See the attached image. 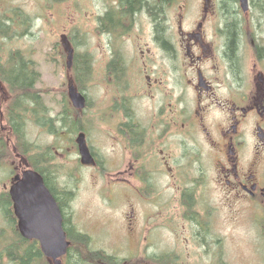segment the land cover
Returning a JSON list of instances; mask_svg holds the SVG:
<instances>
[{
  "label": "flooded vegetation",
  "instance_id": "obj_1",
  "mask_svg": "<svg viewBox=\"0 0 264 264\" xmlns=\"http://www.w3.org/2000/svg\"><path fill=\"white\" fill-rule=\"evenodd\" d=\"M101 1L95 18L102 41L98 133L105 150L90 146L82 124L71 129L76 148L84 136L92 159L84 166L118 169L115 184L145 195L155 207L146 216L160 219L166 231L180 221L171 236L176 244L179 238L203 246L211 238L203 204L216 189L230 209L256 223L264 219V2L247 0L243 11L238 0H196L195 6L144 0L134 10L123 0ZM0 24L6 32L0 38H7L9 17L1 16ZM80 94L81 114L89 101ZM34 108H25L23 94L15 100L0 80V264H57L38 240L20 232L10 196L23 172L40 166L37 148L24 139V127L36 124L25 113L42 110ZM256 229H263L259 222ZM67 253L60 264L72 262ZM169 255L180 264L174 252L139 260L153 264Z\"/></svg>",
  "mask_w": 264,
  "mask_h": 264
},
{
  "label": "rangeland",
  "instance_id": "obj_2",
  "mask_svg": "<svg viewBox=\"0 0 264 264\" xmlns=\"http://www.w3.org/2000/svg\"><path fill=\"white\" fill-rule=\"evenodd\" d=\"M190 2L196 5V0ZM101 6V0H0V17H11L14 10H20L30 18L27 30L17 28L18 36L0 38V62L15 50L32 62L33 69L39 73V80L33 86L40 92L42 110H47L48 118L56 120L63 101L72 108L67 96L70 83L76 85L79 93L85 91L89 105L80 114L84 118L79 129L88 132L90 146L104 151L98 133L101 132L98 95L102 41L95 20ZM67 48L74 52L70 69ZM83 57L89 73L87 80L80 83L77 62ZM37 125L32 122L24 127L25 144L37 148L40 164L45 154L51 158L47 160L51 161L48 170L52 185L57 194L61 190L68 192L70 200H66L65 211L76 230L90 237L89 249L124 260L140 261V257L150 253L174 252L180 264H264V219L258 221L263 229L257 231L258 222L248 213L230 209L217 189L209 195L206 193L207 203L203 204L210 211L207 221L211 238L203 246L186 244L179 238L176 244L171 236L182 226L180 221L176 222L177 229L171 225L166 231L160 219L146 216L155 207L145 195L136 196L127 184H115L113 179L118 177V169L114 172L106 169L108 174H105L79 164L76 133L70 129L55 135ZM32 154L33 150L27 156ZM112 192L114 196L110 195ZM147 235L150 239L145 245L142 240Z\"/></svg>",
  "mask_w": 264,
  "mask_h": 264
},
{
  "label": "trees",
  "instance_id": "obj_3",
  "mask_svg": "<svg viewBox=\"0 0 264 264\" xmlns=\"http://www.w3.org/2000/svg\"><path fill=\"white\" fill-rule=\"evenodd\" d=\"M123 1L126 2L129 10L137 9L144 2V0ZM149 8L153 12L157 10L155 6H149ZM29 21L30 18L27 15L23 14L20 10H14L12 16L9 17L8 33L12 35H8V38L15 36L16 30H13L14 28L24 27L27 30L29 27ZM2 28H4V24H0V33L4 36V33L6 32L5 30H2ZM77 65L79 66L77 70L78 82L80 81L81 83V77L84 75L89 66L84 58H81V60L78 59ZM0 80L7 84L10 95L14 97L15 100L20 98L23 94V102L26 109L35 107L34 109L36 111L38 107H42L41 98L39 96L40 92L35 90L33 86L35 82L39 80V73L33 69L32 62L25 60L24 55L19 50L8 52L3 63L0 62ZM25 114L28 115L34 123L39 124L40 127L47 130L46 132H57L56 134L59 135L60 133L62 134L63 132L70 131V129L75 131L80 130V112L68 107L66 101H63L61 112L58 113L55 118L56 120L46 117L47 110H41L39 115L32 113ZM75 116H77V120ZM64 128H66V130H64ZM46 155L47 154L41 158L40 166H33V168L43 177L46 186L55 196L56 202L60 210H62L63 229L67 234V238L70 240V247L68 249L67 256L73 258V261L70 264H81L83 262L92 264H142V262L136 259H118L113 256L106 255L98 250L89 249L91 242L90 237L86 234L78 232L71 223L70 216L67 215L66 211L64 212L66 200L69 201L70 197H68V192L66 191L61 190L60 194L55 192L51 180L52 176L48 170V164H51V161H48L47 159L51 160V158H49V156H47V158ZM31 252V248L26 249V256H28ZM174 262L172 261V257L169 255L165 261L155 260L153 264H175Z\"/></svg>",
  "mask_w": 264,
  "mask_h": 264
},
{
  "label": "water",
  "instance_id": "obj_4",
  "mask_svg": "<svg viewBox=\"0 0 264 264\" xmlns=\"http://www.w3.org/2000/svg\"><path fill=\"white\" fill-rule=\"evenodd\" d=\"M241 9H247V0H238ZM73 59V49L67 48V68L70 69ZM68 99L74 109L84 108V98L73 84L68 85ZM80 162L83 165L92 163L84 136L76 139ZM14 213L18 219L20 232L27 239L40 242V249L45 257L57 260L64 256L69 247L62 228V215L56 200L46 188L40 174L25 170L21 179L10 189Z\"/></svg>",
  "mask_w": 264,
  "mask_h": 264
}]
</instances>
